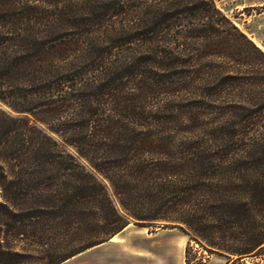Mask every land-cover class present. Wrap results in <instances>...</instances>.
I'll return each mask as SVG.
<instances>
[{"label":"trees","instance_id":"16d2710c","mask_svg":"<svg viewBox=\"0 0 264 264\" xmlns=\"http://www.w3.org/2000/svg\"><path fill=\"white\" fill-rule=\"evenodd\" d=\"M0 102V264L131 223L264 249V51L217 0H0Z\"/></svg>","mask_w":264,"mask_h":264},{"label":"rangeland","instance_id":"374dc122","mask_svg":"<svg viewBox=\"0 0 264 264\" xmlns=\"http://www.w3.org/2000/svg\"><path fill=\"white\" fill-rule=\"evenodd\" d=\"M217 6L264 51V0H217ZM180 42L184 43V39ZM198 49L201 50L192 41L190 45L182 46L180 53L200 58L204 52ZM204 60L201 69L205 72L211 66L207 63L211 60L209 57ZM0 110L13 118L25 116L13 112L1 102ZM1 117L0 114V120ZM256 121L247 139L264 133L263 119ZM241 232L240 228L235 229L236 235L240 236ZM115 237V241L109 240L62 264H264V249H258L245 258L232 256L228 259L220 253L209 251L205 242L190 241L189 236L181 230L161 223L148 228L131 223ZM223 237V234L217 235L216 242L228 247L237 246L238 242L233 237Z\"/></svg>","mask_w":264,"mask_h":264},{"label":"bare ground","instance_id":"6f19581e","mask_svg":"<svg viewBox=\"0 0 264 264\" xmlns=\"http://www.w3.org/2000/svg\"><path fill=\"white\" fill-rule=\"evenodd\" d=\"M116 240V237L115 238H113L111 241H115Z\"/></svg>","mask_w":264,"mask_h":264}]
</instances>
